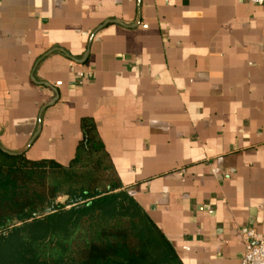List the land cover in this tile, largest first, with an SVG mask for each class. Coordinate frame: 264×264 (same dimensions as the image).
<instances>
[{
	"label": "crops",
	"instance_id": "crops-1",
	"mask_svg": "<svg viewBox=\"0 0 264 264\" xmlns=\"http://www.w3.org/2000/svg\"><path fill=\"white\" fill-rule=\"evenodd\" d=\"M81 118L180 264L264 237V5L0 0V149L66 166Z\"/></svg>",
	"mask_w": 264,
	"mask_h": 264
},
{
	"label": "trees",
	"instance_id": "trees-1",
	"mask_svg": "<svg viewBox=\"0 0 264 264\" xmlns=\"http://www.w3.org/2000/svg\"><path fill=\"white\" fill-rule=\"evenodd\" d=\"M79 125L66 166L0 149V264H180L122 190L93 121Z\"/></svg>",
	"mask_w": 264,
	"mask_h": 264
},
{
	"label": "built area",
	"instance_id": "built-area-1",
	"mask_svg": "<svg viewBox=\"0 0 264 264\" xmlns=\"http://www.w3.org/2000/svg\"><path fill=\"white\" fill-rule=\"evenodd\" d=\"M254 5H264V0H250ZM244 252L240 264H264V237L253 229L242 234Z\"/></svg>",
	"mask_w": 264,
	"mask_h": 264
},
{
	"label": "water",
	"instance_id": "water-1",
	"mask_svg": "<svg viewBox=\"0 0 264 264\" xmlns=\"http://www.w3.org/2000/svg\"><path fill=\"white\" fill-rule=\"evenodd\" d=\"M66 200H67V197H64L62 199H59L58 202L61 203V204H63Z\"/></svg>",
	"mask_w": 264,
	"mask_h": 264
},
{
	"label": "rangeland",
	"instance_id": "rangeland-1",
	"mask_svg": "<svg viewBox=\"0 0 264 264\" xmlns=\"http://www.w3.org/2000/svg\"><path fill=\"white\" fill-rule=\"evenodd\" d=\"M60 199H62V198H60Z\"/></svg>",
	"mask_w": 264,
	"mask_h": 264
}]
</instances>
